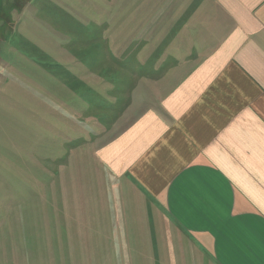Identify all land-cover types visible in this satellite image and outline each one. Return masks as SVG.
<instances>
[{"label": "crops", "instance_id": "0c3cea01", "mask_svg": "<svg viewBox=\"0 0 264 264\" xmlns=\"http://www.w3.org/2000/svg\"><path fill=\"white\" fill-rule=\"evenodd\" d=\"M141 1L95 4L111 59L142 44L156 71L94 141L118 220L109 233L126 251L129 237H159L157 264H181V252L190 264H264V0Z\"/></svg>", "mask_w": 264, "mask_h": 264}, {"label": "rangeland", "instance_id": "374dc122", "mask_svg": "<svg viewBox=\"0 0 264 264\" xmlns=\"http://www.w3.org/2000/svg\"><path fill=\"white\" fill-rule=\"evenodd\" d=\"M106 1L8 0L0 11V264L162 262L153 251L159 237L144 246L129 237L126 251L124 237L109 233L118 225L108 213L111 185L92 154L97 132L126 102L121 95L156 74L144 70L142 44L120 43L114 52L129 56L111 59L94 23L103 15L95 4ZM89 73L106 86L103 96ZM189 260L181 252V264Z\"/></svg>", "mask_w": 264, "mask_h": 264}, {"label": "flooded vegetation", "instance_id": "af4514ba", "mask_svg": "<svg viewBox=\"0 0 264 264\" xmlns=\"http://www.w3.org/2000/svg\"><path fill=\"white\" fill-rule=\"evenodd\" d=\"M8 6V0H0V11L3 9L2 7Z\"/></svg>", "mask_w": 264, "mask_h": 264}]
</instances>
